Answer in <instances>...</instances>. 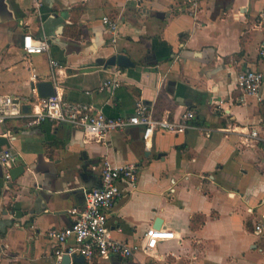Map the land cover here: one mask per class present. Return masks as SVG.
Returning a JSON list of instances; mask_svg holds the SVG:
<instances>
[{"label":"crops","instance_id":"crops-1","mask_svg":"<svg viewBox=\"0 0 264 264\" xmlns=\"http://www.w3.org/2000/svg\"><path fill=\"white\" fill-rule=\"evenodd\" d=\"M23 34L48 38L49 50L25 53ZM261 49L264 0H199L196 10L188 0H0V94L31 98L49 81L109 116L137 100L171 120L195 113L184 132L157 130L148 148L141 126L91 140L68 123L8 120L0 151L24 168L6 179L0 162V264H264V145L248 136L262 132L264 106L257 95L240 100L236 86L242 69L264 75ZM119 53L132 64H107ZM108 77L120 85L100 89ZM104 159L137 167L133 183L119 182L111 235L142 244L154 227L174 236L128 258L63 263L47 231L70 223Z\"/></svg>","mask_w":264,"mask_h":264},{"label":"built area","instance_id":"built-area-1","mask_svg":"<svg viewBox=\"0 0 264 264\" xmlns=\"http://www.w3.org/2000/svg\"><path fill=\"white\" fill-rule=\"evenodd\" d=\"M190 8L196 10L199 0H188ZM102 22L109 30L116 28V21L108 16L102 17ZM22 49L25 53H39L48 51L50 41L46 37H34L23 34ZM261 53L264 51L261 49ZM51 66H57L56 59L50 60ZM34 75V74H33ZM264 82L263 73L254 68H245L238 72L236 86L241 92L240 100L246 95H257L264 106V96L259 90ZM120 85L118 78H105L99 85L100 89L114 88ZM222 100H214L219 106ZM24 105L28 109L24 110ZM195 117L194 110L187 108L176 119L154 115L151 108L142 100H137L134 109L127 115L109 116L100 108L84 101H71L64 97L61 90L53 88V93L41 96L37 86L32 88L31 98H18L9 94H0V135L7 133L5 124L8 120L22 118L28 125H38L45 120L68 123L80 127L87 139L104 138L109 132L128 126H141V139L146 148L149 147L153 134L157 130L173 133L184 132ZM251 140L264 145V126L262 132L251 128L248 132ZM17 161L16 154L10 149L0 151V162L4 167V177L11 179L10 170ZM99 184L90 187L85 192L82 204H74L68 209L70 223L65 226L52 227L47 231V237L53 241V254L57 259L67 255L70 258L81 255L87 260L128 258L137 251H147L155 248L158 240L165 239L158 236L161 233L173 231L151 227L144 233L145 242L140 244L120 240L111 235L108 222V212L119 196V182L128 180L133 183L137 177V167L129 162L123 165H113L104 159L98 166ZM263 226L255 225V230L261 232Z\"/></svg>","mask_w":264,"mask_h":264},{"label":"water","instance_id":"water-1","mask_svg":"<svg viewBox=\"0 0 264 264\" xmlns=\"http://www.w3.org/2000/svg\"><path fill=\"white\" fill-rule=\"evenodd\" d=\"M118 64V65H131V61L129 60V58L125 55V54H116V55H112L110 56V58H108L107 60V64ZM37 89L38 92L41 96H47V95H51L53 93V86L52 83L49 81H41L38 83L37 85ZM27 107V106H26ZM8 140L5 136L0 135V146L2 144H7ZM23 165L19 164L17 166H14L13 168H11L10 173H11V177L15 178L19 175V173H21V171H23ZM157 222H159V220H157ZM156 222V223H157ZM73 258L75 260H79L82 261L83 260V256L81 255H76L73 256ZM61 261L63 263H68L69 262V257L67 255L62 256Z\"/></svg>","mask_w":264,"mask_h":264},{"label":"bare ground","instance_id":"bare-ground-1","mask_svg":"<svg viewBox=\"0 0 264 264\" xmlns=\"http://www.w3.org/2000/svg\"><path fill=\"white\" fill-rule=\"evenodd\" d=\"M158 236H160V237H167V238H169L170 236H172V234H169V233H161V234H159Z\"/></svg>","mask_w":264,"mask_h":264}]
</instances>
